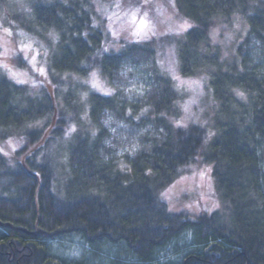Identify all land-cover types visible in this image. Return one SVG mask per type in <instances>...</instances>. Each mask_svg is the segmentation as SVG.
Returning a JSON list of instances; mask_svg holds the SVG:
<instances>
[{"label": "trees", "instance_id": "obj_1", "mask_svg": "<svg viewBox=\"0 0 264 264\" xmlns=\"http://www.w3.org/2000/svg\"><path fill=\"white\" fill-rule=\"evenodd\" d=\"M148 1L36 0L31 18L19 15L47 64L43 77L14 36L30 80L19 84L0 67V264H64L49 242L72 234L124 242L149 264L186 232L201 247L182 264H264V0H153L192 25L176 44L178 77H208L214 106L189 128L175 123L176 79L161 69L157 41L105 51L135 11L148 20L144 35L153 33ZM235 16L250 29L238 62L226 63L210 32ZM93 71L112 95L83 100ZM137 78L143 92L127 95ZM206 165L221 210L196 219L171 211L163 194Z\"/></svg>", "mask_w": 264, "mask_h": 264}, {"label": "rangeland", "instance_id": "obj_2", "mask_svg": "<svg viewBox=\"0 0 264 264\" xmlns=\"http://www.w3.org/2000/svg\"><path fill=\"white\" fill-rule=\"evenodd\" d=\"M35 1L0 0V67L16 82L23 81L18 82L22 85L28 83L30 73L21 68L14 59L17 52L13 40L14 36L20 42L22 55L26 59L29 58L31 67L39 69V71L41 69L45 71L47 64V61L43 59L45 55L43 56V51H41L43 50L41 39L35 34H24L26 30L18 21L20 19L19 15L23 17V14L27 16V20L28 17L31 18L33 12L32 6L35 4ZM146 5L150 10L149 16L152 21L153 33L151 35H144L143 31L139 36L134 35L140 23L136 21L138 14L135 11V22H132L131 25L125 24L122 26L123 29H126L122 32L120 27L117 29L115 33L119 35L114 39L111 38L112 40L107 47V51L110 53H120L129 43L144 44L152 40L157 41L155 46L158 51L157 56L161 69L166 76L178 77L180 66L176 44L186 32L180 29V25L184 21H181L175 14L164 9L157 1L149 0ZM144 19L141 18L140 21ZM17 27L22 28L21 30H17ZM5 29L8 31L6 32ZM249 29L250 27L245 20L235 16L232 17L229 24L219 26L210 32V37L214 44L223 48L222 53L226 63L238 62L237 49L248 34ZM219 35L222 38H219ZM135 36L139 38L134 39ZM47 37L51 40L52 35L48 34ZM167 38H172V40L167 42ZM4 65H7V67H4ZM13 73H16L15 78L12 75ZM92 73L82 81L84 82L82 83L83 87L79 90L78 95L83 100L87 98L89 91L101 93L103 91L100 89H107L105 79L102 78L99 71L95 72L99 88L92 86ZM42 76L46 77V72ZM172 77L171 79L173 80ZM207 78L204 75L190 79L175 78L174 87L178 94V110L180 112L178 121H175V123L181 122L182 125H186L177 128H189V126L195 123H201L203 118L208 113H211V108L214 105H212L213 98L210 97L209 91L205 88ZM128 86L127 95L130 93H142L144 90V83L142 80H138V78L132 80ZM84 88H86L87 92L84 91ZM185 107H187V111H185ZM211 168V166L207 165L205 167H191L190 173H187L167 189L168 198L165 201L168 203L171 211L186 213L192 219H196L199 216L211 215L215 211L221 210L220 203L212 197L214 190L212 170L206 172L207 169ZM202 172L206 173L203 177L201 176ZM214 203H218L219 208H213ZM210 208H212V211H208ZM49 246L52 257L64 264L74 262H84L85 264H146L130 253L124 242H102V244L91 245L81 235L72 234L49 242ZM200 247L201 245L196 240L194 232H186L174 239V241H171L166 247L159 249L155 259L149 264H182L183 259L189 253L195 252ZM73 253L77 255H73Z\"/></svg>", "mask_w": 264, "mask_h": 264}, {"label": "snow or ice", "instance_id": "obj_3", "mask_svg": "<svg viewBox=\"0 0 264 264\" xmlns=\"http://www.w3.org/2000/svg\"><path fill=\"white\" fill-rule=\"evenodd\" d=\"M173 6H174V5H173ZM146 16H147V14H145V17H146ZM135 18H136V14L133 13V14H132L133 22H135ZM191 26H192V25H191L187 20H185V21L183 22V24L180 25V29H181V30H186L187 28H189V27H191ZM148 27H149V24H148L147 19L141 20L140 23H139V28H138L137 32L134 33V35H138V36L141 35V33H142L145 29H147ZM5 31L7 32L8 30L5 29ZM9 34H11V33L9 32ZM106 50H107V49H105V51H106ZM4 67H7V65H4ZM40 71H41V74H42V75H45L43 69H41ZM12 75H13V77L15 78L16 73H13ZM96 75H97V74H96L95 72L92 73V77H93V79H92V86H93L94 88H99V85H98L97 80H96ZM174 78L179 79V77H174ZM18 82H23V81H18ZM100 90H101V91H104L105 94H107V95H112V91H111L110 89H100ZM237 95L240 96L242 99L244 98V94H243L242 92H237ZM187 110H188L187 107H185V111H187ZM105 123H107V121H106ZM177 126L179 127V126H186V125H182L181 122H177ZM74 132H76V127L73 125V126L70 127L69 132H68L67 135L71 136V134L74 133ZM93 135H95V133H93ZM212 135H214V133H211V132H210V133H209V136H212ZM205 142H207V141H205ZM9 143H10V142H9ZM5 154H6V153H5ZM124 168H125V165L121 164V170H124ZM207 171H211V169H207L206 172H207ZM149 174H150V173H149ZM205 174H206L205 172H202V173H201V176L203 177ZM209 179H210V178H209ZM163 196H164L165 199L168 198V194H167V193H164ZM213 208H219V204H218V203H214V204H213ZM208 211H212V208L208 209ZM73 255H77V254H76V253H73Z\"/></svg>", "mask_w": 264, "mask_h": 264}]
</instances>
